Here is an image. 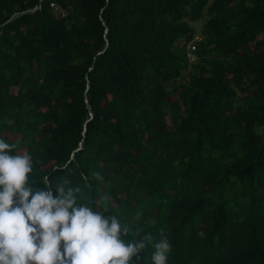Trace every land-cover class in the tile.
<instances>
[{
	"label": "trees",
	"instance_id": "obj_1",
	"mask_svg": "<svg viewBox=\"0 0 264 264\" xmlns=\"http://www.w3.org/2000/svg\"><path fill=\"white\" fill-rule=\"evenodd\" d=\"M0 136L137 264L161 228L168 264H264V0H0Z\"/></svg>",
	"mask_w": 264,
	"mask_h": 264
},
{
	"label": "clouds",
	"instance_id": "obj_2",
	"mask_svg": "<svg viewBox=\"0 0 264 264\" xmlns=\"http://www.w3.org/2000/svg\"><path fill=\"white\" fill-rule=\"evenodd\" d=\"M16 148L0 136V264H137L150 234L136 239L117 215L78 203L68 180L55 193L46 182L35 188L33 157ZM159 237L151 261L168 264L172 244L165 229Z\"/></svg>",
	"mask_w": 264,
	"mask_h": 264
},
{
	"label": "rangeland",
	"instance_id": "obj_3",
	"mask_svg": "<svg viewBox=\"0 0 264 264\" xmlns=\"http://www.w3.org/2000/svg\"><path fill=\"white\" fill-rule=\"evenodd\" d=\"M189 24H191V25H193L195 27L196 32H197L196 38H199L200 32L202 30V22H200V21L190 22ZM188 56H189L190 60L194 58V56L192 54H190L189 52H188Z\"/></svg>",
	"mask_w": 264,
	"mask_h": 264
},
{
	"label": "built area",
	"instance_id": "obj_4",
	"mask_svg": "<svg viewBox=\"0 0 264 264\" xmlns=\"http://www.w3.org/2000/svg\"><path fill=\"white\" fill-rule=\"evenodd\" d=\"M50 6H51L55 11L60 12L61 14L64 13L63 10H62L61 8H59L58 5L55 4L54 2H51V3H50ZM192 48H193V46H192Z\"/></svg>",
	"mask_w": 264,
	"mask_h": 264
}]
</instances>
